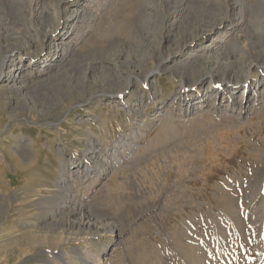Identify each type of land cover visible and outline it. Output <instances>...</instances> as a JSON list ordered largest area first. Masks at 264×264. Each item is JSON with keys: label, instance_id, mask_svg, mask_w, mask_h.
I'll use <instances>...</instances> for the list:
<instances>
[{"label": "rangeland", "instance_id": "1", "mask_svg": "<svg viewBox=\"0 0 264 264\" xmlns=\"http://www.w3.org/2000/svg\"><path fill=\"white\" fill-rule=\"evenodd\" d=\"M13 58L0 264H264V0H0Z\"/></svg>", "mask_w": 264, "mask_h": 264}, {"label": "bare ground", "instance_id": "2", "mask_svg": "<svg viewBox=\"0 0 264 264\" xmlns=\"http://www.w3.org/2000/svg\"><path fill=\"white\" fill-rule=\"evenodd\" d=\"M76 5V4H75ZM240 6V5H239ZM76 8V11L73 13V15L71 14L68 18H67V22L70 24V29L69 30H67L66 31V33L65 34H63L64 36L62 37V38H60V40H62V41H60V43H56V47L58 48V46L60 45V44H63L64 43V41L66 40V39H68L72 34H73V29H72V23H73V20H74V18H77L76 16V14L75 13H85L87 10L86 9H89V7L87 6V5H85V4H77V7H75ZM243 11V10H242ZM247 12V11H246ZM87 13V12H86ZM74 14L76 15L75 17H74ZM82 15V14H81ZM241 16V15H240ZM84 17V16H83ZM80 18V17H79ZM81 19V18H80ZM74 22H75V20H74ZM75 27V26H74ZM75 32V31H74ZM71 38V37H70ZM66 44V43H65ZM68 44V43H67ZM66 44V45H67ZM69 45V44H68ZM64 46V45H63ZM60 47V46H59ZM57 53V52H56ZM55 58H58V56L56 55H54V60H55ZM16 59L17 58H13L12 59V61L13 62H9V63H6V65H5V68H4V70H2L3 71V73H4V75L3 74H0V81H2V82H13V85H14V88H16V89H19L20 90V88H22V86H21V84H18V83H21L22 82V78H21V76H20V74L17 76V77H15V76H13V75H11V74H5L6 72H8V71H11V68L13 67V66H15V64L16 63H14L15 61H16ZM2 68H3V66H2ZM25 78V77H24ZM17 84V85H16ZM12 85V86H13ZM11 87V86H10ZM259 89V88H258ZM263 92H264V90H263ZM221 93V91H216L215 92V96L216 97H218L219 96V94ZM242 94L239 96V97H241L242 99H240V100H238V101H236V102H242L243 104H245V105H247V104H250L251 103V101H249V99L251 98V92H250V90L248 89L247 90V88L246 87H244V89H243V91L241 92ZM258 94H260V93H257L256 94V96H258ZM264 94V93H263ZM255 96V97H256ZM74 170L72 171V173H73V175H79V173H84L85 175H86V177L87 176H89L90 174H92L91 172L93 171V168L87 163V164H85L84 166L83 165H81V166H79V165H77V166H74V168H73ZM71 190V189H70ZM67 196V195H66ZM70 199V198H69ZM68 199V200H69ZM49 205V204H48ZM69 205V204H68ZM59 207V206H58ZM71 208H72V206H71ZM73 210V209H72ZM72 210H70V211H72ZM70 213V212H69ZM71 216V215H70ZM51 253H55V252H51ZM64 253L62 252V253H58V255H55V256H62ZM83 255H84V263L85 264H89V259H91L90 258V255L88 254V252L87 253H82ZM55 259V258H54ZM57 259V258H56ZM60 259V258H59ZM49 264H55L56 262H55V260H53V259H49V260H46ZM62 261V260H61ZM96 262H98V261H96ZM58 264V263H57ZM64 264H73V263H70V262H68V261H64ZM75 264V263H74ZM94 264H98V263H94Z\"/></svg>", "mask_w": 264, "mask_h": 264}]
</instances>
